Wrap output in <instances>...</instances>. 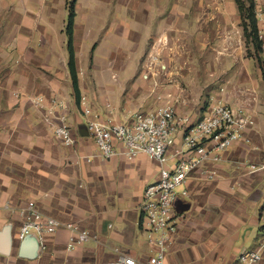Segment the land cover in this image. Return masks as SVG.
I'll list each match as a JSON object with an SVG mask.
<instances>
[{
    "label": "crops",
    "instance_id": "1",
    "mask_svg": "<svg viewBox=\"0 0 264 264\" xmlns=\"http://www.w3.org/2000/svg\"><path fill=\"white\" fill-rule=\"evenodd\" d=\"M98 3L76 1L78 68L83 67L84 56L96 40L92 32L102 26L103 9L100 11ZM51 5L52 0H0V202L17 207L35 200L43 213L80 223L90 238L69 250V230L65 227L46 234L43 245L30 234L35 241L28 248L36 243L37 254L26 257L21 248L27 236L17 238L19 217L3 209V228L10 224L11 230L7 253L0 245V264L5 260L10 264H103L120 254L146 264L152 249L138 223L140 204L146 185L159 178V163L145 154L134 159L118 155L106 161L76 157L73 148L56 138L31 101L39 95L46 103L54 96L64 99L77 151L87 154L95 150L93 138L86 134L68 67L66 20L57 34L52 27ZM176 8L172 0H125L116 7L115 16L103 21L109 31L102 38L122 40L127 49L114 50L112 57L127 55L131 61L139 54L137 47L148 45L155 34L175 30ZM120 25L124 32L117 36ZM112 84L118 85L113 80ZM254 101L251 98V105L246 104L256 117V126L246 133L250 141H237L222 153L220 162L206 164L207 169L216 171L214 178L196 170L179 187L175 210L182 218L165 264H236L240 251L262 240L264 172L253 171L248 165L264 163V101L259 98L256 107L252 106ZM130 109L138 107L126 103L118 108L114 104L110 109L114 116L107 115L122 119Z\"/></svg>",
    "mask_w": 264,
    "mask_h": 264
},
{
    "label": "rangeland",
    "instance_id": "2",
    "mask_svg": "<svg viewBox=\"0 0 264 264\" xmlns=\"http://www.w3.org/2000/svg\"><path fill=\"white\" fill-rule=\"evenodd\" d=\"M69 1L52 0V27L57 34L64 20L67 26ZM172 2L177 5L173 15L177 28L155 34L148 45L137 47L138 56L127 61V55L112 57L118 48L127 51L122 40L102 38L109 31L104 22L117 14L116 7L124 5L125 0H99L102 26L92 32L96 40L84 56L83 67L77 68L81 73L80 99L86 96L101 118L114 114L110 110L114 104L120 108L131 103L145 109L171 99L180 112L200 116L219 100L236 106L251 105L254 98V107L259 98L264 101V12L256 11L262 42L258 47L247 37L235 0ZM46 17L47 8L43 19ZM123 32L122 25L117 27V36ZM112 68L115 71L109 75ZM112 80L116 87H112ZM79 110L82 113L81 107Z\"/></svg>",
    "mask_w": 264,
    "mask_h": 264
},
{
    "label": "built area",
    "instance_id": "3",
    "mask_svg": "<svg viewBox=\"0 0 264 264\" xmlns=\"http://www.w3.org/2000/svg\"><path fill=\"white\" fill-rule=\"evenodd\" d=\"M255 11L264 12V0H254ZM40 111L42 120L51 126L54 135L64 145L73 148L74 156L87 161H106L114 156L134 159L145 154L160 165L159 178L146 185L140 204L139 224L152 249L146 264H165L170 244L178 231L182 214L175 210L179 187L189 175L200 170L207 178L216 176L207 169V163H218L222 153L240 140L249 142L246 133L256 126L254 111L246 104L232 105L219 100L213 102L199 118L180 112L170 99L150 109H130L122 119L101 118L93 111L91 102L82 96L79 104L89 135L95 142V150L80 154L77 137L68 118V104L54 96L46 103L43 96L31 99ZM251 170L264 172V163H250ZM182 194L186 195L185 190ZM9 210L19 217L18 240L34 234L43 245L46 234L59 228L69 230L68 249L83 245L90 232L80 223L61 221L43 213L35 200L24 205L12 206L0 202V231L4 226L2 210ZM262 240L255 246L240 251L236 264H264V227ZM2 264H10L8 260ZM103 264H137L133 256L120 254Z\"/></svg>",
    "mask_w": 264,
    "mask_h": 264
},
{
    "label": "trees",
    "instance_id": "4",
    "mask_svg": "<svg viewBox=\"0 0 264 264\" xmlns=\"http://www.w3.org/2000/svg\"><path fill=\"white\" fill-rule=\"evenodd\" d=\"M76 1L77 0H70L68 9V21L66 30L68 33V50H69V61L68 67L70 70V74L73 81L74 91L77 97V100L80 101L81 91L79 88V81H78V70H77V62H76V55H75V48H74V23L76 17ZM241 18L244 20V30L247 32L248 39H252L256 42L257 46L259 47L261 42L260 34H259V25L258 19L255 11V2L254 0H235ZM249 5H247V3ZM249 23H247L248 21Z\"/></svg>",
    "mask_w": 264,
    "mask_h": 264
},
{
    "label": "water",
    "instance_id": "5",
    "mask_svg": "<svg viewBox=\"0 0 264 264\" xmlns=\"http://www.w3.org/2000/svg\"><path fill=\"white\" fill-rule=\"evenodd\" d=\"M86 134H89V131L86 126ZM10 230H11V225L6 224L5 227L1 230L0 232V245L3 248V251L7 253L8 248H9V242H10ZM35 241V239L31 236L28 235L22 242V248H21V255L33 258L36 256L37 251H36V243L35 246H31L30 248L29 245Z\"/></svg>",
    "mask_w": 264,
    "mask_h": 264
}]
</instances>
